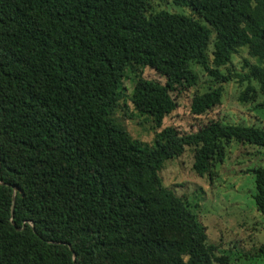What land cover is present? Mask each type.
Wrapping results in <instances>:
<instances>
[{
  "label": "trees",
  "instance_id": "16d2710c",
  "mask_svg": "<svg viewBox=\"0 0 264 264\" xmlns=\"http://www.w3.org/2000/svg\"><path fill=\"white\" fill-rule=\"evenodd\" d=\"M171 1L190 12L153 0H0V264H228L160 171L189 146L193 170L211 177L233 138L264 157V128L163 120L200 69L211 84L194 90V117L233 75L245 81L239 100L264 94V0ZM235 54L246 71L224 68ZM124 77L152 120L150 141L114 116ZM252 170L264 215V166Z\"/></svg>",
  "mask_w": 264,
  "mask_h": 264
},
{
  "label": "rangeland",
  "instance_id": "374dc122",
  "mask_svg": "<svg viewBox=\"0 0 264 264\" xmlns=\"http://www.w3.org/2000/svg\"><path fill=\"white\" fill-rule=\"evenodd\" d=\"M156 8L189 13L187 6L171 0H153ZM243 54H246L243 52ZM233 74L246 71L241 66V56L235 54L232 62L224 66ZM223 68V69H224ZM200 71L197 86L184 92L179 105L163 120V124L175 123L182 127L194 126L196 122L210 116H218L227 122L254 123L264 128V107H256V102L264 101V94L258 92L254 101L243 102L237 97L245 85L237 77L223 82L221 102L207 114L194 117L188 109V102L195 89L203 90L211 84L209 76ZM141 73L163 79L151 67L143 66ZM130 77L123 78L125 99L114 112L118 122L140 139L150 141L154 135L152 120L134 108L129 95L132 87ZM256 87L258 84L255 82ZM193 124H190V123ZM193 152L187 146L179 156L167 159L160 171L163 183L185 193L198 213V218L206 227L207 240L218 245L216 253L229 255L228 264H264V252L258 250L264 243V215L256 208L252 168L264 166L262 147L253 143L238 142L234 138L227 146L226 155L215 166L214 174L200 175L192 168ZM213 264H221L214 261Z\"/></svg>",
  "mask_w": 264,
  "mask_h": 264
}]
</instances>
